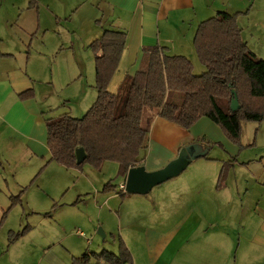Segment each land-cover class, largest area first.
<instances>
[{"label":"crops","instance_id":"crops-1","mask_svg":"<svg viewBox=\"0 0 264 264\" xmlns=\"http://www.w3.org/2000/svg\"><path fill=\"white\" fill-rule=\"evenodd\" d=\"M83 10H96L102 17L94 21L97 29L92 41L106 30L126 35L118 72L110 82H114L116 91L125 72L127 77L137 72L144 47L157 45L171 56H184L190 61L195 58L196 29L218 12L238 15L242 42L264 61V0H0V155L8 165L9 161L15 163L14 171L22 180L12 187L15 196L36 184L31 183L37 171L33 164L39 168L46 165L41 177L35 179L40 181L36 188L43 191L49 205L54 203L49 216L57 210L59 214V236L56 240L44 237L40 260L45 264H71L72 258L85 253H116L121 240L130 252L131 264H264V121L247 127L250 148L240 149L206 118L184 130L154 117L147 148L140 156L141 166L153 172L180 157L185 168L153 188L156 191L150 197H122L114 191H100L86 174L81 183L75 178L66 186L61 181L45 184V172L71 176L75 169L48 162L45 113L51 106L40 103L36 94L39 85L53 83L50 61L63 49L55 30L61 24L56 27L54 22L67 17L72 26L70 20ZM36 39L41 47L33 55ZM28 90L33 92L32 97L19 99L18 95ZM224 163L231 168L218 188ZM3 174L10 179L4 169ZM23 193L21 201L26 196ZM44 203L35 197L32 205L27 202L28 211L41 214L34 205ZM239 204L241 211L243 205H253L252 216L240 226L233 223ZM233 205L234 214L229 211ZM63 208L71 212L65 216ZM253 216L258 219L257 225ZM96 226L104 237L98 233L96 237ZM80 229L90 235L92 253L86 252L88 240L77 234ZM54 246H60L64 255L54 252Z\"/></svg>","mask_w":264,"mask_h":264},{"label":"trees","instance_id":"trees-1","mask_svg":"<svg viewBox=\"0 0 264 264\" xmlns=\"http://www.w3.org/2000/svg\"><path fill=\"white\" fill-rule=\"evenodd\" d=\"M237 16L218 12L198 25L193 49L197 61L204 67L202 74L194 75L191 61L184 56H171L157 45L144 47L137 72L125 77L116 93L109 92L108 87L124 51L126 35L104 31L89 44L94 54L95 102L82 118L68 114L46 118L48 162L66 169H78L85 163L100 169L104 162H114L124 180L130 168L142 164L140 156L147 148L149 125L154 117L184 130L207 118L221 129L229 142L238 144L244 122L264 121V61L242 42ZM232 91L239 103V110L235 112L230 110ZM32 95L28 90L18 97L28 99ZM145 109L149 116L143 120ZM80 148L86 159L76 165L75 152ZM227 166L220 171L218 188L228 176L231 166ZM103 191L116 192V186L107 183ZM22 193L10 198L8 210L20 202ZM27 231L24 228L10 232V244ZM92 257L96 264L132 262L130 252L119 240L116 253L108 250L85 253L80 258H72L71 264H90Z\"/></svg>","mask_w":264,"mask_h":264},{"label":"rangeland","instance_id":"rangeland-1","mask_svg":"<svg viewBox=\"0 0 264 264\" xmlns=\"http://www.w3.org/2000/svg\"><path fill=\"white\" fill-rule=\"evenodd\" d=\"M66 18L67 17L61 21H58L57 23L54 22L56 27L61 24L60 27L55 30L59 32V37L63 42V49L57 55H55L54 58H51L50 61V77L52 78L53 83H44L39 85L38 87L40 91H37L38 93L36 94L40 103L45 104V106H51V109H47L45 113L46 118H58L63 114H68L74 118H82L96 99L94 54L90 50L88 44H90L92 41L91 36L93 35L95 29H97L94 26V21L101 19V14H98L96 10L93 12L90 10H83L82 13L78 14L77 18H72V20H70L74 22L72 26L69 25V22L66 20ZM104 21H106L105 17L101 21V25H103ZM101 25L97 26L102 28ZM72 27L75 29L73 32L71 30ZM50 33L53 35L52 32ZM37 37L40 39V36ZM36 41H38V39L34 40L33 42V55L38 54L39 50L37 49L38 47H41L39 42L36 43ZM191 61L194 75H200L205 71L204 67L197 61L196 57ZM81 72L82 76H79ZM123 72L125 71H121L120 73ZM124 74V78L127 77L126 72ZM113 83H110L111 85L109 84L108 87V90L111 91V93L116 92L115 87L112 86L114 85ZM145 116H149L147 109H145L143 112V120L145 119ZM208 121L222 134L223 137H225L217 125H215L210 120ZM252 124L253 123L251 122H244L242 124L240 142L238 144H234L229 142L227 139L226 140L234 147L240 149L250 148L248 146L250 143L247 141V137L250 136V128L247 127H252ZM224 164L227 166L229 163ZM33 166L35 167L32 168L37 170L35 171V174H38L42 167L39 168V165H36V163L33 164ZM14 167V162L12 163L9 161L8 165L4 160H2L0 155V264H45L40 260L42 251L41 247L45 243L44 237L50 240H56V238L59 236V230L56 224V218L59 217L57 212L58 210L53 211V213H50L49 216V208H51L54 203L49 205V201L45 198L43 199L41 194L43 191L41 189L38 191L36 188L40 185V181L38 182V180H34L32 182L33 184L36 181V184L34 183V187H28L27 190L24 191L23 195L26 192V196L23 197V202L20 200L18 204L8 210L10 207L9 197L14 195V193H11L12 187L22 181L19 177H17L19 173L14 171ZM230 168L231 167H229V169ZM3 169L7 172V175L10 178L6 179L4 177L8 185H6L3 176H1L4 175ZM43 172L44 171L42 170L37 176L38 179L41 177ZM83 174H86L88 179L95 181V184L100 186V191L103 189L104 185L108 183L111 184V186H116V192H118V186L123 180V178L118 175V165L114 162L108 161L104 162L100 169L85 163L81 166V168L75 169L73 172H71V176L60 175L59 173L55 174V172H45V174L42 176V179H45V184H53L54 182L61 181L62 183H65L66 186L75 180V178H78L80 183L81 181H84L86 178L83 176ZM30 178L27 180L25 179V182H28ZM156 187H154V189ZM154 191L156 190H151L145 195L150 197L155 193ZM126 195L128 196L132 194L125 192L122 197ZM35 197H40L42 201L45 202L44 205L40 204L39 206L33 204L36 210H38L37 212L41 214H32L28 211L29 208L27 202L32 205ZM66 200H68V196L64 199V201ZM239 206L240 208H237L238 215L237 217L234 215L235 218H233V223H237L240 226L241 224H246L247 219L252 214L250 213V210L253 205H243L242 211L240 204L238 207ZM235 207L236 205H233L229 210H232L233 214ZM23 210H25V213H23ZM69 211L71 212L69 208L62 209L64 215L69 213ZM5 212L6 214L4 216L3 214ZM252 219L254 225H257L258 219L254 218V216ZM28 226L30 227L28 230L29 232L27 231L28 233H25L21 238L10 244L9 239L11 237L9 233L21 231L24 228H29ZM80 230L84 233L85 237L83 239L85 241L90 240V235L84 230ZM98 230L99 227L96 226L94 228L96 237L98 236ZM54 247H52L54 248V252L64 255L60 250V246ZM91 248L92 246L90 244H86V252L92 253L93 250ZM90 264H96V261L93 257L91 258Z\"/></svg>","mask_w":264,"mask_h":264},{"label":"water","instance_id":"water-1","mask_svg":"<svg viewBox=\"0 0 264 264\" xmlns=\"http://www.w3.org/2000/svg\"><path fill=\"white\" fill-rule=\"evenodd\" d=\"M230 110L232 112L239 110L238 99L234 91H232ZM75 157L76 165H80L86 159V154L84 150L80 148L76 150ZM184 168L185 163L180 157L169 162L162 169L153 172L146 171L144 166L132 167L128 170L124 180L125 192L128 194L145 195L154 187L176 177ZM97 233L101 237H104V233L101 229H99Z\"/></svg>","mask_w":264,"mask_h":264},{"label":"built area","instance_id":"built-area-1","mask_svg":"<svg viewBox=\"0 0 264 264\" xmlns=\"http://www.w3.org/2000/svg\"><path fill=\"white\" fill-rule=\"evenodd\" d=\"M118 189H119L120 192L125 193V185H124V181L121 182V183L119 184ZM77 234H78L79 236H82V237L84 236L83 233H82L81 231H77ZM87 243L89 244L90 241L88 240Z\"/></svg>","mask_w":264,"mask_h":264}]
</instances>
